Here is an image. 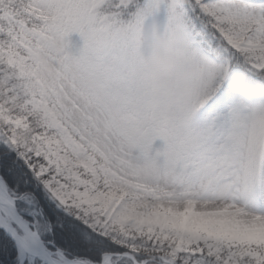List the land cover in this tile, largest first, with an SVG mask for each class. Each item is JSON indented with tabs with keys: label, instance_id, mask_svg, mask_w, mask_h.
Segmentation results:
<instances>
[{
	"label": "snow or ice",
	"instance_id": "6c2138e0",
	"mask_svg": "<svg viewBox=\"0 0 264 264\" xmlns=\"http://www.w3.org/2000/svg\"><path fill=\"white\" fill-rule=\"evenodd\" d=\"M0 264H264V0H0Z\"/></svg>",
	"mask_w": 264,
	"mask_h": 264
},
{
	"label": "clouds",
	"instance_id": "9594fccd",
	"mask_svg": "<svg viewBox=\"0 0 264 264\" xmlns=\"http://www.w3.org/2000/svg\"><path fill=\"white\" fill-rule=\"evenodd\" d=\"M133 38L144 52V63L149 74L162 85L171 88L172 78L175 75L179 57L176 50L175 37L171 32H166L155 21L144 19L138 22L133 29ZM148 129L145 123H133L130 132L135 136L146 135ZM157 168L156 160L145 162L139 166L142 175H147L149 170Z\"/></svg>",
	"mask_w": 264,
	"mask_h": 264
},
{
	"label": "rangeland",
	"instance_id": "374dc122",
	"mask_svg": "<svg viewBox=\"0 0 264 264\" xmlns=\"http://www.w3.org/2000/svg\"><path fill=\"white\" fill-rule=\"evenodd\" d=\"M144 0H141L140 5H143ZM103 8V7H102ZM101 8V9H102ZM155 21L156 23H158L161 27H163V24L165 22V13L163 8H161L160 12L158 14H156L155 17L150 18L149 22ZM69 46H70V50L75 52L82 44V41L80 40V37L76 34H72L69 38ZM162 146V142L157 140L154 141L153 145H152V149L153 151L159 149Z\"/></svg>",
	"mask_w": 264,
	"mask_h": 264
},
{
	"label": "trees",
	"instance_id": "16d2710c",
	"mask_svg": "<svg viewBox=\"0 0 264 264\" xmlns=\"http://www.w3.org/2000/svg\"><path fill=\"white\" fill-rule=\"evenodd\" d=\"M140 2H141V0H138L139 4H140ZM101 11H103V8L101 9ZM121 18L124 19V20H127L128 19L127 13H124V15Z\"/></svg>",
	"mask_w": 264,
	"mask_h": 264
}]
</instances>
